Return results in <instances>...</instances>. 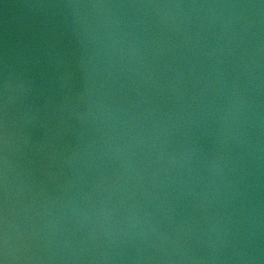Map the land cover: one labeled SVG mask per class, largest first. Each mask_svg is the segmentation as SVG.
Here are the masks:
<instances>
[{"label": "water", "instance_id": "95a60500", "mask_svg": "<svg viewBox=\"0 0 264 264\" xmlns=\"http://www.w3.org/2000/svg\"><path fill=\"white\" fill-rule=\"evenodd\" d=\"M0 264H264V0H0Z\"/></svg>", "mask_w": 264, "mask_h": 264}]
</instances>
